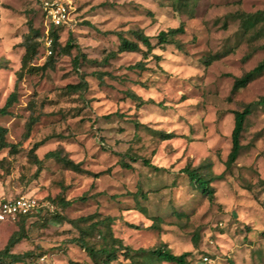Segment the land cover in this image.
I'll use <instances>...</instances> for the list:
<instances>
[{
	"label": "rangeland",
	"instance_id": "374dc122",
	"mask_svg": "<svg viewBox=\"0 0 264 264\" xmlns=\"http://www.w3.org/2000/svg\"><path fill=\"white\" fill-rule=\"evenodd\" d=\"M70 1L71 21L59 29V43L71 37L78 48L56 52L42 70L51 53L40 41L21 70L23 37L29 25L42 34L44 16L39 0H0L6 64L0 107L16 93L0 115L9 145L0 148V200L22 194L48 204L25 221L12 251H31L24 264H92L72 241L78 230L68 220L97 213L112 217L114 236L133 249L165 243L175 254L189 252L188 264H264V104L251 107L240 153L225 166L234 111L264 95V73L232 92L234 78L264 58V0ZM237 12H259L258 21L245 31ZM180 23L181 48L118 51V32L133 39L131 31L140 29L153 37ZM217 53L219 59L204 64ZM81 79L85 88H66ZM127 91L145 102L137 104ZM159 132L174 136L162 139ZM56 149L96 175L43 159ZM207 161L221 174L211 182L212 199L181 172ZM16 231L15 222H0V249ZM109 264L130 263L119 256Z\"/></svg>",
	"mask_w": 264,
	"mask_h": 264
},
{
	"label": "trees",
	"instance_id": "16d2710c",
	"mask_svg": "<svg viewBox=\"0 0 264 264\" xmlns=\"http://www.w3.org/2000/svg\"><path fill=\"white\" fill-rule=\"evenodd\" d=\"M181 3V0L177 1V6ZM241 20V25L243 29L249 30L254 27L258 21L257 15L259 12L255 13H244L237 12L234 14ZM61 27H50L48 31V36L51 38L50 50L51 54L45 59L42 65L39 66L40 69L45 70L47 67L53 65L55 59V53L58 52V55L69 52L72 47L78 48V46L71 41L69 37L66 42L61 45L59 43V29ZM185 32L183 23H180L176 27H171L166 30L159 31L155 36L151 37L145 34L140 29H135L131 31L133 39H129L121 32L116 33L118 38V51H138L140 50V45L146 48V52H151L156 47H163L165 45L171 44L176 48H181V43L178 40V36ZM154 39V42H152ZM42 41L45 48V34L44 32L39 33L38 29H34L31 25L28 26V32L25 33L21 46L24 49L23 55L21 57V67L22 70L27 64L31 63L35 56L38 54V45ZM112 53H109L111 56ZM156 56L157 55H153ZM221 57L220 54H213L205 59L203 62L205 65L211 64L214 60H217ZM74 64H77V57H74ZM6 64L0 62V67H5ZM135 66L143 67L141 63H137ZM33 65H30L27 70H31ZM21 73V71H19ZM264 73V58L260 60L255 66L251 69L245 71L240 76L235 77L232 83V92L246 87L250 82L258 78ZM86 83L84 79H81L78 83L67 84L66 88L70 91H76L78 89L85 88ZM127 96L135 100L137 104H141L143 101L138 95L133 92L127 91ZM16 100V93L12 91L6 98L5 103L0 107V115L5 114L7 107L10 106ZM254 104H264V95L261 96L258 100L254 102L247 103L241 110L234 111V124L231 131V147L225 161L226 169L230 168L231 164L238 157L241 144L240 137L244 129V123L246 117L251 113V107ZM30 123H28L27 131L29 130ZM6 129L0 126V148L9 146L5 141ZM159 135L162 139H169L174 136L173 133H163L159 132ZM40 143H35L32 148V151L39 146ZM11 149L14 150L13 145H10ZM31 151V152H32ZM33 160L37 164L41 160L37 159L33 154ZM53 158L54 160L60 162L66 168H69L76 172H84L90 175L95 176L90 171L83 169L80 166V163L72 161L70 158H67L65 155H62L59 149L48 151L45 153L44 158ZM144 165L151 167L154 170H158V167L149 163L147 159H142ZM211 163L209 161L201 163L197 166H191L186 164L181 172L187 179L188 183L191 184L197 191L201 194L207 196L209 199H212L214 196V188L211 185V182L215 179L221 177V174L215 175L210 170ZM123 166H128V164L122 162ZM37 170H40L38 165ZM22 195V194H20ZM20 195L12 196L10 198H16ZM32 196V195H31ZM36 198V197H35ZM39 205L37 210L30 211L27 214L19 215L15 222L17 224V231L11 234L5 246L0 249V264H24L27 256L31 254V251L16 253L12 251L13 246L24 236L25 221L32 217H38L42 215L48 204L42 199L36 198ZM66 202L64 205H67ZM141 212L145 210L140 207ZM55 218H60L55 216ZM68 222L77 228L78 235L72 239V241L79 246L87 256L90 258L92 264H109L112 261L118 259L119 256L123 257L125 260L129 261L130 264H161L162 262H169L173 264H188V255L189 252H182L180 254L173 253L165 243L152 248H137L133 249L127 244H124L121 240H118L111 229L112 217L110 216H98V214H89L86 216H80L75 219H70ZM81 223L84 224L81 226ZM154 224V223H153ZM152 224V225H153ZM158 227V225L156 224ZM93 236H97V241H92ZM229 264H234L232 260H228Z\"/></svg>",
	"mask_w": 264,
	"mask_h": 264
},
{
	"label": "built area",
	"instance_id": "2783aa9c",
	"mask_svg": "<svg viewBox=\"0 0 264 264\" xmlns=\"http://www.w3.org/2000/svg\"><path fill=\"white\" fill-rule=\"evenodd\" d=\"M70 0H39L44 16V29L46 52L51 53L49 48L51 38L48 36L50 27H63L71 21ZM38 201L31 195H20L16 198L0 200V222L14 221L19 215L37 210Z\"/></svg>",
	"mask_w": 264,
	"mask_h": 264
}]
</instances>
